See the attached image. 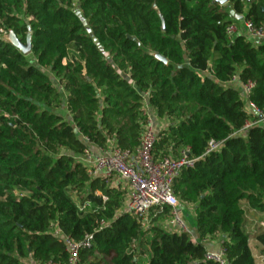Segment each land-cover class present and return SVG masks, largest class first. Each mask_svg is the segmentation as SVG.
I'll return each mask as SVG.
<instances>
[{
  "label": "trees",
  "instance_id": "16d2710c",
  "mask_svg": "<svg viewBox=\"0 0 264 264\" xmlns=\"http://www.w3.org/2000/svg\"><path fill=\"white\" fill-rule=\"evenodd\" d=\"M229 10L264 22V0H0V264L65 263L53 228L93 235L78 264H217L205 254L218 237L226 264H257L249 241L264 253V229L246 230L241 203L264 214V121L241 90L254 83L263 116L264 43L228 37ZM9 32L22 45L29 32L30 51ZM145 104L164 119L154 156L187 148L195 161L172 183L194 206L193 235L157 224L167 206L143 228L121 212L124 191L80 161L110 141L133 151Z\"/></svg>",
  "mask_w": 264,
  "mask_h": 264
},
{
  "label": "built area",
  "instance_id": "2783aa9c",
  "mask_svg": "<svg viewBox=\"0 0 264 264\" xmlns=\"http://www.w3.org/2000/svg\"><path fill=\"white\" fill-rule=\"evenodd\" d=\"M243 30L249 38L264 40V22L254 24L250 19L242 17ZM237 27L230 24L226 28L228 37L236 34ZM253 82L242 85V92L247 96L253 88ZM249 108L254 113L260 114L249 102ZM148 106L143 107V114L147 116L144 124L142 136L138 146L133 151L121 150L113 141L108 143L105 149H100L101 153L92 158L90 151H84L80 159L85 166L87 174L91 177H100L106 181L119 180L127 186V195L121 209L123 214L133 218L143 228H147L150 219L155 215L157 209L164 206L171 208L168 222L177 227L180 232L189 233L187 227L180 218L175 208L179 205V200L175 196L172 183L183 168H192L195 161L188 157V149L180 150L178 157L166 156L155 157L153 146L157 139L156 131L153 129L148 119ZM264 121V115L262 116ZM253 123H246L244 129ZM220 144L214 141L208 142L205 153L218 150ZM105 200L106 197L102 196ZM84 204L82 207H87ZM53 235L59 237L67 253V261L63 264H78L79 254L83 248H87L93 241V235H85L81 240H74L63 234L59 228H53ZM192 237L191 242H195ZM205 258L217 264H226L223 249L217 251H207ZM43 264H61L58 262H45Z\"/></svg>",
  "mask_w": 264,
  "mask_h": 264
},
{
  "label": "crops",
  "instance_id": "0c3cea01",
  "mask_svg": "<svg viewBox=\"0 0 264 264\" xmlns=\"http://www.w3.org/2000/svg\"><path fill=\"white\" fill-rule=\"evenodd\" d=\"M248 8H249V3L246 4L245 11H247ZM237 16L238 17H234V22H233V24L237 27L236 34H244L245 35V31L242 28L243 27L242 18L239 17L240 15H237ZM250 40L254 44L264 43V40H256L255 38H250ZM233 84H234V86H237V87L240 86V83L238 82L237 79L234 80ZM240 90H241V88H240ZM242 94H243L242 95L243 96L242 99L244 101V104H245L246 107L249 108V101L247 99V96L243 92H242ZM62 113H64L66 118L68 117L67 113H65V110L62 111ZM147 113H148V119L150 120L153 129L157 132L164 125V119L157 117L155 112H154V110L151 109L150 107H148ZM89 151H90V154H91L92 158L97 156V155H99L101 153V150L98 147H96V146H90ZM109 183L112 186H117V187H119L120 190L124 191V202H125V198H126V195H127V186L122 184V182L119 181V180H110ZM175 210L179 213L180 218L183 221L184 225L187 227L189 233H191L193 235L194 230H195V221H194V219H195V211H194V206L191 205V204H187V203H179V205L175 208ZM249 211H252L254 214H263V213H259L257 211H254L252 209H249ZM191 220H192V223H191ZM163 224H164L163 227L167 231H175V232H180L181 231L177 227L170 225L169 222L166 224V221H163ZM247 224L249 226H251V225H253V222L250 221ZM220 243H221V240H220L219 237L214 239V240H212V241H208L206 243L207 251H217L220 248V246H221ZM249 243H250V245H253L252 247L257 252V254H254V251L252 249V253H253V256L255 258V262L257 264H264V253L261 251V247L259 246V244L254 239H250Z\"/></svg>",
  "mask_w": 264,
  "mask_h": 264
},
{
  "label": "rangeland",
  "instance_id": "374dc122",
  "mask_svg": "<svg viewBox=\"0 0 264 264\" xmlns=\"http://www.w3.org/2000/svg\"><path fill=\"white\" fill-rule=\"evenodd\" d=\"M9 34V33H8ZM7 34V35H8ZM5 35V36H7ZM73 50L70 48L69 49V54H72ZM31 59V57H30ZM75 198V197H74ZM243 208L245 209V214H246V224L248 222H253V225L249 226L248 224L246 225V230L249 233H254L259 229H264V214H254L252 211H249V209L247 208L246 204L244 202L241 203ZM168 219L169 217H160L157 219V224H162V226H164L163 221H166V224L168 223ZM192 223V220H191ZM253 239V238H251ZM253 245H251V248L254 251V254H257L256 250L252 247ZM139 262L141 264H147V256H143L139 258Z\"/></svg>",
  "mask_w": 264,
  "mask_h": 264
},
{
  "label": "water",
  "instance_id": "95a60500",
  "mask_svg": "<svg viewBox=\"0 0 264 264\" xmlns=\"http://www.w3.org/2000/svg\"><path fill=\"white\" fill-rule=\"evenodd\" d=\"M212 3H217L219 5H227L228 4V0H211ZM229 14L233 17H238L237 15L234 14V12L232 10H229ZM159 16L161 18L162 21V29H164V25H163V17L162 15L159 13ZM240 18H242V16H239ZM29 37H30V33H27V41L26 44L22 45L18 42V40L15 38V36L13 35L12 32H9V34L6 36L7 39L10 40V42H12L21 52L23 53H28L30 51V41H29ZM258 40V39H256ZM151 56L155 57L156 59L162 61L163 63H167V59L162 57L160 54L155 53V52H150L149 53ZM258 117L260 119H262V115L257 114Z\"/></svg>",
  "mask_w": 264,
  "mask_h": 264
}]
</instances>
